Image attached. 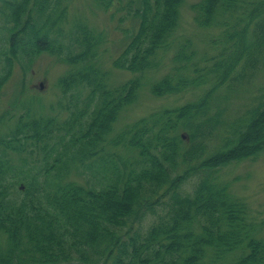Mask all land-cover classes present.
<instances>
[{
	"label": "trees",
	"instance_id": "trees-1",
	"mask_svg": "<svg viewBox=\"0 0 264 264\" xmlns=\"http://www.w3.org/2000/svg\"><path fill=\"white\" fill-rule=\"evenodd\" d=\"M67 1L7 3L6 18L18 21L29 2L44 6L39 31L31 23L34 35L43 33L45 21L51 20L52 35L44 48L70 50L63 60L81 64L69 70L62 87L73 89L76 101L84 89L86 95L81 104H60L70 111L65 120L26 112L10 135L0 138V231L5 238L0 264H264V239L254 234L247 203L232 195L218 175L222 166L264 146V99L231 130L234 138L212 152L204 139L221 115L219 110L208 114L214 85L194 102L141 118L110 136L119 109L135 98L142 72L157 66L154 57L178 25L182 0H95L104 11L124 9L129 19L130 40L113 66L139 75L115 86L107 84V72L95 61L103 32L96 33L81 18L68 26ZM193 9L199 26L219 31L218 54L202 59H214L208 69L214 79L232 86L264 64V0H198ZM67 35L70 42L64 43ZM21 46L39 48L29 40ZM194 54L178 46L173 60L187 62L194 75L175 80L166 75L153 84V92H179L187 83L199 82L207 65L192 62ZM10 69L7 62L5 79ZM86 111L91 118L85 119ZM179 129L187 131L188 141ZM108 145H123L136 154L124 158L109 152L107 159L103 152ZM7 149L26 167L14 169ZM37 161L36 177L30 163ZM82 168L92 173L90 181L68 177L72 169ZM10 172L18 178L9 179ZM18 182L26 184L17 190L21 197L11 192Z\"/></svg>",
	"mask_w": 264,
	"mask_h": 264
},
{
	"label": "rangeland",
	"instance_id": "rangeland-1",
	"mask_svg": "<svg viewBox=\"0 0 264 264\" xmlns=\"http://www.w3.org/2000/svg\"><path fill=\"white\" fill-rule=\"evenodd\" d=\"M95 0H70L68 2V23L81 18L87 22V24L97 33L103 32L104 41L101 43L98 51V62L103 70L107 71V82L109 84H118L128 80L133 73L128 70H121L113 67L112 60L120 53L125 46L128 39H125V27L129 25V19L125 15V10L121 9L117 11L115 7H110L104 11L99 7ZM197 0H183L180 8V20L176 31L174 32L171 40L174 42L187 41L190 43V48L194 49L195 56L193 59H199L202 56H209L217 51V48L213 46V40L211 36H208L201 32L200 29L195 27L192 20V3ZM116 11L114 16L111 13ZM1 42V41H0ZM178 44H173L169 51L160 53L161 60L164 64L160 70L151 69L144 73V83L141 85L138 91V96L135 101L126 105L120 112L117 120L113 124V132L110 134L116 135L119 131L128 123L133 120L147 115L155 110H159L165 107H174L183 104L189 97V100H193L197 94L201 91H194L193 89L188 91V96L179 97L177 95H153L149 90V83L156 78L160 77L165 72L169 71V63L172 62L171 56L175 51V47ZM53 55L41 54L33 63L32 69L28 74V87L30 91L17 90L20 94V98L26 99L29 106H34L33 101L34 92L36 89L34 83H38L39 80H46V89L42 90L39 98V110L46 111V114L55 115L58 122L69 115V111H55L59 109L58 104L62 102L64 105L69 101L66 97H63L60 88L57 86L58 78L66 73L69 69V65L65 62H59ZM15 76L9 81L4 88V95L0 99V109L9 102L11 93L15 89V82L18 80L19 68L15 69ZM264 87V68H258L252 75V79L244 83V85L238 87V92H234L228 101H231L228 111L235 114L239 111L244 112L246 108L257 103L258 97L262 93ZM245 88V90H244ZM243 89V90H242ZM38 94V90H35ZM44 92V93H43ZM227 92L222 91V98ZM219 94V95H221ZM69 95V94H68ZM42 98V99H41ZM223 100V99H222ZM226 106V105H225ZM19 109L22 108L19 106ZM68 112V114H67ZM18 111L14 112V115H18ZM240 113V112H239ZM13 124V119H7L3 122L2 128L8 129ZM182 131V129H181ZM217 143V138L208 140L209 149L213 150L214 145ZM109 152H114L122 157L132 155V153L125 149L122 145L115 147L107 146L103 155L109 157ZM117 161L120 158L117 155L112 156ZM256 157V158H255ZM255 159H247L239 162L231 163L225 167H222L220 174L222 178L230 182V190L235 195L244 197V200L248 203L249 213L257 222V237L264 239V150L256 155ZM40 164L36 162V166ZM80 182L86 183L90 177L89 172L85 170L83 175H80L76 169H72L69 176ZM0 241L3 238L0 236ZM237 253H240L238 250Z\"/></svg>",
	"mask_w": 264,
	"mask_h": 264
}]
</instances>
